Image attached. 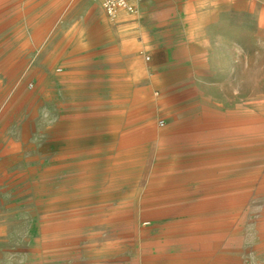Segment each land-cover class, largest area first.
<instances>
[{"label": "rangeland", "instance_id": "obj_1", "mask_svg": "<svg viewBox=\"0 0 264 264\" xmlns=\"http://www.w3.org/2000/svg\"><path fill=\"white\" fill-rule=\"evenodd\" d=\"M190 4L185 18L213 31L210 68L186 70L178 97H80L77 150L53 154L94 14L126 32L141 8L111 19L97 0H0V136L35 147L29 171L0 165V215L14 213L0 264H264V0Z\"/></svg>", "mask_w": 264, "mask_h": 264}, {"label": "crops", "instance_id": "obj_2", "mask_svg": "<svg viewBox=\"0 0 264 264\" xmlns=\"http://www.w3.org/2000/svg\"><path fill=\"white\" fill-rule=\"evenodd\" d=\"M193 1L195 0H141L137 3V9L141 8L142 12L137 19H123L129 28L126 32L108 30V20L97 10L93 18L97 31L87 35L81 50L74 52L70 58V72L73 73L75 69L80 71H75V75L71 76L68 97H57L68 105L69 112L68 120L56 127L58 136L56 138L53 135V154H73L77 150L76 106L80 97H84L88 105H93L102 103L109 97H144L158 86L163 89L165 97H178V87L183 85L186 70L210 68L208 59L213 54L211 47L215 43L213 31L198 29L196 15L188 20L185 18L184 12ZM147 50H150L153 57V68L160 70L155 77H147L144 73L142 56ZM151 55L147 57L150 60ZM85 114L81 116H87ZM118 122V119L113 120L112 124L115 123V126L111 133L121 132ZM99 123L100 125L92 126L99 128L102 136L109 133L104 131V120L101 119ZM80 125L87 128L89 123ZM1 137L6 141V151L0 153L4 155L0 159V165L6 167L1 172L10 173L18 165L29 166L28 152L35 147H29L28 138L14 148L15 146L10 147L8 135L2 134ZM13 150L18 151L13 154ZM33 163L34 161L31 164ZM26 170L29 171V168ZM4 174L1 173V177L4 178ZM8 204L2 195L0 205L6 207ZM8 208H12V205ZM12 215L14 213L11 210L10 213L0 215V245L4 244L3 238L6 236L4 222L7 216ZM43 222L44 216H41L40 223ZM38 233H35L37 236L34 238L37 243L44 240V236Z\"/></svg>", "mask_w": 264, "mask_h": 264}, {"label": "built area", "instance_id": "obj_3", "mask_svg": "<svg viewBox=\"0 0 264 264\" xmlns=\"http://www.w3.org/2000/svg\"><path fill=\"white\" fill-rule=\"evenodd\" d=\"M101 5L104 13L111 19H115L121 10L134 14L137 12V3L141 0H97ZM150 61V58L146 59ZM160 126L164 127L165 122H160Z\"/></svg>", "mask_w": 264, "mask_h": 264}, {"label": "bare ground", "instance_id": "obj_4", "mask_svg": "<svg viewBox=\"0 0 264 264\" xmlns=\"http://www.w3.org/2000/svg\"><path fill=\"white\" fill-rule=\"evenodd\" d=\"M151 136H155L154 132L151 134ZM68 149V148H67Z\"/></svg>", "mask_w": 264, "mask_h": 264}]
</instances>
